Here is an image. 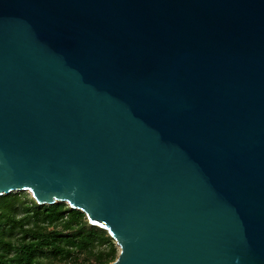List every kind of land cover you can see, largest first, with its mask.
I'll use <instances>...</instances> for the list:
<instances>
[{"label": "water", "instance_id": "water-1", "mask_svg": "<svg viewBox=\"0 0 264 264\" xmlns=\"http://www.w3.org/2000/svg\"><path fill=\"white\" fill-rule=\"evenodd\" d=\"M67 203L111 264H264V0H0V197Z\"/></svg>", "mask_w": 264, "mask_h": 264}, {"label": "trees", "instance_id": "trees-1", "mask_svg": "<svg viewBox=\"0 0 264 264\" xmlns=\"http://www.w3.org/2000/svg\"><path fill=\"white\" fill-rule=\"evenodd\" d=\"M117 258L108 231L67 203L0 197V264H111Z\"/></svg>", "mask_w": 264, "mask_h": 264}, {"label": "rangeland", "instance_id": "rangeland-1", "mask_svg": "<svg viewBox=\"0 0 264 264\" xmlns=\"http://www.w3.org/2000/svg\"><path fill=\"white\" fill-rule=\"evenodd\" d=\"M9 194H22L23 195V199L25 198V197H27V199H34V197H33V195H32V193L30 192V191H15V192H11V193H9ZM9 194H4V195H2L1 197H3V196H5V195H9ZM35 200V199H34ZM36 201V200H35ZM57 203H64V202H57ZM68 205V204H67ZM88 219V218H87ZM114 240V239H113ZM114 243H115V245H116V247H117V249H118V255H119V246L117 245V243L114 241ZM93 264H95V262L93 263Z\"/></svg>", "mask_w": 264, "mask_h": 264}]
</instances>
